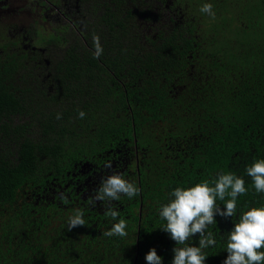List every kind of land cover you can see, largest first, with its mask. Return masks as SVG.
Returning <instances> with one entry per match:
<instances>
[{"label":"flooded vegetation","instance_id":"1","mask_svg":"<svg viewBox=\"0 0 264 264\" xmlns=\"http://www.w3.org/2000/svg\"><path fill=\"white\" fill-rule=\"evenodd\" d=\"M224 2L232 0H0V100H11L4 107L0 101V162L18 166L26 144L37 151V177L23 181L11 200L13 210L0 205V221L20 215L42 223L46 215L60 224L62 216L83 209L98 229L81 232L89 240L102 238L115 221L105 215L107 202L88 201L113 172L129 180L130 142L113 141L94 152H84L82 143L89 144L98 121L130 118L132 70L144 80L148 54L175 59L174 66L164 62L167 75L159 87L167 99L177 98L185 86L181 72L195 75L201 56L209 61L214 53L218 34L212 24L224 21ZM204 3L213 5L215 19L200 12ZM94 34L103 47L98 59ZM56 146L67 156H52ZM108 162L112 168L105 167ZM117 204L111 201L122 218L129 217L132 210Z\"/></svg>","mask_w":264,"mask_h":264},{"label":"trees","instance_id":"2","mask_svg":"<svg viewBox=\"0 0 264 264\" xmlns=\"http://www.w3.org/2000/svg\"><path fill=\"white\" fill-rule=\"evenodd\" d=\"M222 15L224 21L213 23L212 29L230 35L225 34L226 40L213 37L214 53L209 61L201 56L195 75L181 72L185 86L177 98L167 99V92L159 87L167 75L164 62L174 66L175 59L170 54H161V59L148 54L145 79L132 70L130 118L126 123L117 118L98 121L88 133L89 144L82 143L84 152H94L129 139V180L141 192L132 199L122 195L117 204L132 210L126 218L127 237L89 240L81 230L91 233L98 228L87 216L84 226L69 231L71 215L62 216L60 224L46 215L42 223L16 215L0 221V264H147L145 256L152 247L163 257V264H172L176 244L161 229L166 221L159 217L160 206L176 187L231 171L245 179L248 192L238 198L233 218L217 216L209 226L217 244L205 249V264H223L227 234L234 223L244 211L264 205V193H256L246 174L255 159L264 158V0L224 2ZM4 101L3 107L11 103ZM32 145L24 146L18 166L0 162V205L5 208L24 180L37 177V151ZM51 151L52 156H67L63 146ZM198 240L197 234L189 243L198 246Z\"/></svg>","mask_w":264,"mask_h":264},{"label":"clouds","instance_id":"3","mask_svg":"<svg viewBox=\"0 0 264 264\" xmlns=\"http://www.w3.org/2000/svg\"><path fill=\"white\" fill-rule=\"evenodd\" d=\"M200 12L215 19L211 3H204ZM93 45L94 58L98 59L103 54V47L97 34L93 35ZM78 116L83 119L86 113L80 110ZM60 118L62 114L58 113L57 119ZM105 167L112 168V163H106ZM246 174L251 177L256 193H264V158L255 159L246 168ZM140 192L141 189L122 173L113 172L101 179L88 203L95 206L96 202H107L105 215L115 223L102 233L103 236L127 237L128 221L111 206V201L120 200L122 195L132 199ZM247 192L245 179L231 171L221 172L212 179H202L191 186L174 188L168 194L169 200L158 210L159 217L166 221L161 229L170 234L176 244L172 264H205L208 258L205 249L217 244L214 233L208 230L209 226L217 222V216L233 218L238 198ZM59 198L65 204L69 202L65 194ZM219 202H223V207ZM84 225V210L75 209L68 218V230ZM197 234L198 246H194L189 242ZM226 252L228 255L223 264H264V205L251 207L239 216L227 234ZM145 259L147 264H163V257L158 255L155 247L149 250Z\"/></svg>","mask_w":264,"mask_h":264},{"label":"rangeland","instance_id":"4","mask_svg":"<svg viewBox=\"0 0 264 264\" xmlns=\"http://www.w3.org/2000/svg\"><path fill=\"white\" fill-rule=\"evenodd\" d=\"M203 27H204V29H206L207 27L203 24ZM225 34H227V36L228 35H230V33H223V34H218L216 37H220V40L222 39H225L226 40V35Z\"/></svg>","mask_w":264,"mask_h":264}]
</instances>
